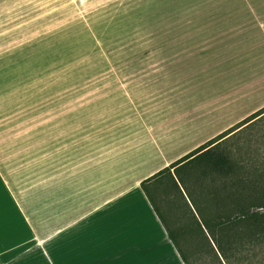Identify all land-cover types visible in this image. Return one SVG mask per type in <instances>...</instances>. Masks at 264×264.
Returning a JSON list of instances; mask_svg holds the SVG:
<instances>
[{
    "label": "rangeland",
    "instance_id": "rangeland-1",
    "mask_svg": "<svg viewBox=\"0 0 264 264\" xmlns=\"http://www.w3.org/2000/svg\"><path fill=\"white\" fill-rule=\"evenodd\" d=\"M263 23L264 0H0V156H13L14 146L13 167L26 164L21 141L39 119L53 117V110L38 108L51 104L55 84L73 88L78 104L135 90L143 120L149 113L164 120L171 108L169 117L178 122L183 82L188 85L198 62L204 73L214 66L223 87L227 74H235L213 102H236L234 112L242 115L264 102ZM218 150L239 170L264 178V116ZM177 170L182 184L175 167L147 182L154 207L191 264H220L201 246L194 204H210L201 188L207 192L215 183L210 170L216 169L199 158Z\"/></svg>",
    "mask_w": 264,
    "mask_h": 264
},
{
    "label": "crops",
    "instance_id": "crops-1",
    "mask_svg": "<svg viewBox=\"0 0 264 264\" xmlns=\"http://www.w3.org/2000/svg\"><path fill=\"white\" fill-rule=\"evenodd\" d=\"M196 64L178 122L171 108L164 120H143L135 90L78 104L73 88L55 84L51 104L38 108L53 117L21 141L26 164L13 167L14 146L0 156V264H184L140 182L264 105L242 115L236 102L218 106L215 94L235 74L223 87L214 66Z\"/></svg>",
    "mask_w": 264,
    "mask_h": 264
},
{
    "label": "trees",
    "instance_id": "trees-1",
    "mask_svg": "<svg viewBox=\"0 0 264 264\" xmlns=\"http://www.w3.org/2000/svg\"><path fill=\"white\" fill-rule=\"evenodd\" d=\"M262 116H264V106L170 164V167H175L181 184L184 183V179L177 169L182 163L204 158L216 169L210 170L216 176L215 183L210 185L207 192L201 188L202 192L208 195L210 204L198 206L194 197L191 199L200 215L196 227L203 236L204 242L201 246H208L212 250L211 255L220 264H264V183L261 184L264 178L257 176L255 170L253 172L239 170L241 168L238 166L239 163L221 152L222 149L218 150V153L213 152L214 147L222 141ZM162 171L159 170L143 179L140 186L182 262L191 264L172 233L165 227L147 187V182ZM187 191L192 197L188 188Z\"/></svg>",
    "mask_w": 264,
    "mask_h": 264
}]
</instances>
